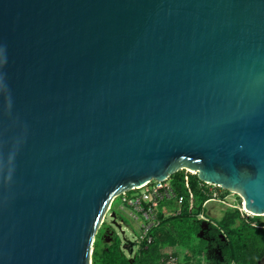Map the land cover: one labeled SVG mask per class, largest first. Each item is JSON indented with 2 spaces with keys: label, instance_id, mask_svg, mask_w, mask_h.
<instances>
[{
  "label": "water",
  "instance_id": "obj_1",
  "mask_svg": "<svg viewBox=\"0 0 264 264\" xmlns=\"http://www.w3.org/2000/svg\"><path fill=\"white\" fill-rule=\"evenodd\" d=\"M183 168L264 216V0H0V264H92Z\"/></svg>",
  "mask_w": 264,
  "mask_h": 264
},
{
  "label": "trees",
  "instance_id": "obj_2",
  "mask_svg": "<svg viewBox=\"0 0 264 264\" xmlns=\"http://www.w3.org/2000/svg\"><path fill=\"white\" fill-rule=\"evenodd\" d=\"M179 194L185 196L183 212L164 218L152 232L154 241L143 242L136 252L124 248L119 234L106 238L107 223L99 229L92 251V264H164L166 246H184L194 256H204L208 264H258L264 259V220L262 216H244L239 209L226 210L219 221L201 218L211 194L198 173L187 168L170 178ZM230 193L225 190L224 197Z\"/></svg>",
  "mask_w": 264,
  "mask_h": 264
},
{
  "label": "built area",
  "instance_id": "obj_3",
  "mask_svg": "<svg viewBox=\"0 0 264 264\" xmlns=\"http://www.w3.org/2000/svg\"><path fill=\"white\" fill-rule=\"evenodd\" d=\"M222 190L224 189H221L215 184L205 183L203 187L204 192L212 195V200L222 202L232 208H239L243 214L247 213L243 201L242 206L237 201L233 203L228 202V195L222 197ZM118 197H121L120 207L124 208L125 204L128 205L131 209L130 216L139 225V235L136 237L138 245L143 242H146L147 245L152 244L154 241L152 232L162 224L160 216L164 213V215L169 214L170 216L181 215L185 201V196L176 191L170 179L164 181L151 180L142 186L122 193ZM239 199L242 200L241 198ZM165 254L167 257L162 260L164 264L184 263L178 256L169 253Z\"/></svg>",
  "mask_w": 264,
  "mask_h": 264
},
{
  "label": "rangeland",
  "instance_id": "obj_4",
  "mask_svg": "<svg viewBox=\"0 0 264 264\" xmlns=\"http://www.w3.org/2000/svg\"><path fill=\"white\" fill-rule=\"evenodd\" d=\"M223 194H225V190H222ZM228 195L227 201L233 203L234 201H237L238 203H240L239 205L242 206V201L240 200L237 194L235 193H226ZM212 198V197H211ZM242 199V198H241ZM121 204V197H118L115 199L113 205L111 206V209L105 219V222L107 223V228H106V238L107 240H111V238H113L116 234H119L122 239L124 237H127L128 239H131L135 242V238L136 236L139 235V225L138 223L135 221V219H133L130 216V212L131 209L128 205H124V208L120 207ZM206 204V205H205ZM205 207H204V211L205 214L211 218L212 220L215 221H219L221 219V217L223 216L224 212L226 210H232V209H236V208H232L229 207L227 205H225L222 202H218L212 199H209L206 203H205ZM223 207V209H222ZM239 209V208H237ZM112 212H117V222L121 225V228H118L117 226H115L113 224V218L111 217V213ZM244 216H247L246 214H243ZM251 216V215H250ZM262 220H264V216H262ZM126 231V234L123 235V231ZM135 246L132 248L133 252H136L139 248V245L137 242H135ZM179 248H181V246H179ZM189 255H191L189 253ZM190 257V256H189ZM185 260L186 264H194V258L191 261H188V258ZM184 264V263H183Z\"/></svg>",
  "mask_w": 264,
  "mask_h": 264
},
{
  "label": "crops",
  "instance_id": "obj_5",
  "mask_svg": "<svg viewBox=\"0 0 264 264\" xmlns=\"http://www.w3.org/2000/svg\"><path fill=\"white\" fill-rule=\"evenodd\" d=\"M205 205L203 206L200 217L204 218V219H211L205 214V211H204ZM222 209H223V207H222ZM164 214H163L164 218L170 217L169 214H166V215H164ZM135 242H136V238H135ZM165 253L173 254L175 256L180 257L181 260L184 262V264H186L185 260L187 259V257L191 256V255H189L190 251L187 248H185L184 246H181V248H179V246L168 245L165 248ZM193 262H194V264H208L206 261V258L204 256H196L195 255ZM233 264H235V263H233ZM258 264H264V259H262Z\"/></svg>",
  "mask_w": 264,
  "mask_h": 264
},
{
  "label": "flooded vegetation",
  "instance_id": "obj_6",
  "mask_svg": "<svg viewBox=\"0 0 264 264\" xmlns=\"http://www.w3.org/2000/svg\"><path fill=\"white\" fill-rule=\"evenodd\" d=\"M247 215V214H246ZM248 216V215H247Z\"/></svg>",
  "mask_w": 264,
  "mask_h": 264
}]
</instances>
